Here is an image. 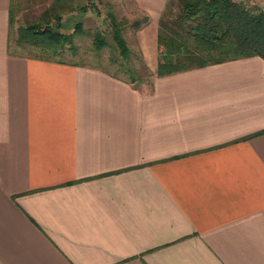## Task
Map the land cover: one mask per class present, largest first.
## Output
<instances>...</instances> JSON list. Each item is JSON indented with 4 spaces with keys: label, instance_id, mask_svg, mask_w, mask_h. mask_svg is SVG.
Masks as SVG:
<instances>
[{
    "label": "crops",
    "instance_id": "crops-1",
    "mask_svg": "<svg viewBox=\"0 0 264 264\" xmlns=\"http://www.w3.org/2000/svg\"><path fill=\"white\" fill-rule=\"evenodd\" d=\"M126 1L148 87L12 41L89 0H0V264H264V59L156 75L169 0Z\"/></svg>",
    "mask_w": 264,
    "mask_h": 264
},
{
    "label": "trees",
    "instance_id": "trees-1",
    "mask_svg": "<svg viewBox=\"0 0 264 264\" xmlns=\"http://www.w3.org/2000/svg\"><path fill=\"white\" fill-rule=\"evenodd\" d=\"M172 5V0L167 1L158 19L159 54L154 74L164 75L256 54L264 59V9L256 4L249 0H181L177 7ZM20 32L41 51H49L45 56L48 58L59 54L65 43L75 48L71 45L74 32L63 33L34 23L20 27ZM111 32L119 51L127 56L130 49L115 19ZM92 42L95 49L107 44L100 32L95 33ZM129 78L135 83L143 79L135 73Z\"/></svg>",
    "mask_w": 264,
    "mask_h": 264
},
{
    "label": "rangeland",
    "instance_id": "rangeland-1",
    "mask_svg": "<svg viewBox=\"0 0 264 264\" xmlns=\"http://www.w3.org/2000/svg\"><path fill=\"white\" fill-rule=\"evenodd\" d=\"M180 1L181 0H172L173 8H175V6L177 7ZM89 2V8L91 9L90 12L86 13L84 18H76L72 21V24L75 21H80L81 23V27L79 26L80 28L77 31H75V29L72 31L75 32L72 35L71 45L75 48L72 49L69 47L70 44L65 43L61 52L51 58L101 66L126 78H129L132 73H135L136 75L141 74L140 76L143 79L136 83H138V85L142 83L148 87L152 80L151 77L153 71L150 68L154 64V55L146 54L147 59L144 60L142 58V52L134 44L135 27L132 22L135 19L142 22L141 19L144 14L135 12L130 6H126V0H89ZM24 18L19 19V25L26 24L24 23ZM111 18L115 19V22H117L118 25L123 24V27L121 26L122 34L130 49L127 56L121 54L112 38L111 28L113 21H111ZM34 20L33 17H28V21ZM59 22L61 23L62 31L71 33L72 25L66 27L63 24L67 21ZM22 26L23 25H21V27ZM96 32L104 34L107 42V44L100 49H95L92 42V38ZM11 37L12 41L18 39L21 41L19 47L24 49V52L28 55L41 54L47 56L46 54H50L49 51H41L38 46L29 42L31 40L25 38V36L21 34L20 29H18L17 33V30L14 28ZM12 46L18 47V45L13 44Z\"/></svg>",
    "mask_w": 264,
    "mask_h": 264
}]
</instances>
